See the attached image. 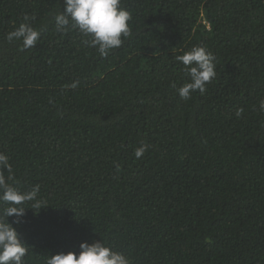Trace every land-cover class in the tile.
Returning a JSON list of instances; mask_svg holds the SVG:
<instances>
[{"label":"trees","instance_id":"trees-1","mask_svg":"<svg viewBox=\"0 0 264 264\" xmlns=\"http://www.w3.org/2000/svg\"><path fill=\"white\" fill-rule=\"evenodd\" d=\"M121 7L131 35L101 57L57 31L63 0H0L3 174L47 204L13 225L25 264L100 240L130 264H264V0ZM25 17L40 37L23 50L6 35ZM194 46L216 77L183 100Z\"/></svg>","mask_w":264,"mask_h":264},{"label":"clouds","instance_id":"clouds-1","mask_svg":"<svg viewBox=\"0 0 264 264\" xmlns=\"http://www.w3.org/2000/svg\"><path fill=\"white\" fill-rule=\"evenodd\" d=\"M64 11L54 17L57 31H68L69 27L78 29L89 39L82 40L86 47L95 48L101 57H106L113 49H118L124 43L122 37H129L131 29L129 21L131 14L121 7V0H63ZM28 17L15 30L6 35L9 42L20 41L23 50L33 48L40 37V32L30 26ZM182 62L189 82L177 89L179 97L188 100L195 91L204 93L206 85L216 77L213 54L203 46H194L182 55L176 57ZM80 81L75 80L70 87L75 89ZM259 111L264 112V100L259 102ZM243 109L236 111L241 116ZM148 146L142 144L134 152L140 158ZM3 169L11 173L9 157L0 152V264H25L24 258L30 247L22 241L13 225L23 223L26 209L36 208L38 211L47 204L38 198L40 186L35 185L30 190L20 191L11 186L12 178L5 176ZM31 207H24L25 204ZM37 211V212H38ZM8 217H14L11 223ZM45 264H130L124 254L112 250L101 240L89 244L81 242L79 252H61L47 255Z\"/></svg>","mask_w":264,"mask_h":264}]
</instances>
